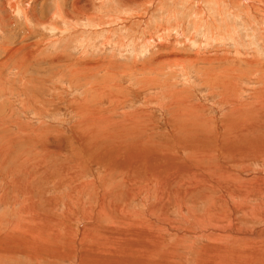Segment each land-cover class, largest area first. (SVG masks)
Returning a JSON list of instances; mask_svg holds the SVG:
<instances>
[{
    "label": "rangeland",
    "instance_id": "374dc122",
    "mask_svg": "<svg viewBox=\"0 0 264 264\" xmlns=\"http://www.w3.org/2000/svg\"><path fill=\"white\" fill-rule=\"evenodd\" d=\"M258 7L264 0H0L2 218L26 213L23 233L32 232L47 225L39 214H61L66 204L78 208L81 183L96 185L106 175L101 163L84 156L89 127L79 128L86 108L112 121L141 112L153 141L174 146L177 121L171 117L182 103L199 107L196 123L211 124L215 137L224 132L234 96L214 85L218 69H228L224 77L240 90L233 100L245 111L264 101V13ZM177 145L174 154L185 155L186 143ZM252 159L240 167L262 173L264 157ZM168 217L172 222L177 215L168 211ZM81 220L71 224V239H84L88 221ZM16 248L11 254L24 262L31 248Z\"/></svg>",
    "mask_w": 264,
    "mask_h": 264
},
{
    "label": "bare ground",
    "instance_id": "6f19581e",
    "mask_svg": "<svg viewBox=\"0 0 264 264\" xmlns=\"http://www.w3.org/2000/svg\"><path fill=\"white\" fill-rule=\"evenodd\" d=\"M227 71L218 69L211 77L214 85H223L221 94L227 90V98L234 96L220 136L213 135L211 124L204 127V120L196 123L198 106L182 103L173 111V138L187 145L183 156L174 154L178 143L153 141L141 112L112 121L96 114L99 110L84 109L88 113L79 128L89 127L84 156L101 163L106 175L96 185L81 183L76 194L84 203L77 202L78 208L66 204L61 214H39L47 225L32 232L23 233L26 213L6 219L1 214L0 264H264V171L247 174L252 168L240 167L264 157V101L245 111L233 100L240 90L224 77ZM259 92L264 97V86ZM135 194L137 205H131ZM168 211L177 215L172 222H166ZM81 219L88 221L84 239H71L70 226ZM19 245L31 248L24 262L11 254Z\"/></svg>",
    "mask_w": 264,
    "mask_h": 264
}]
</instances>
